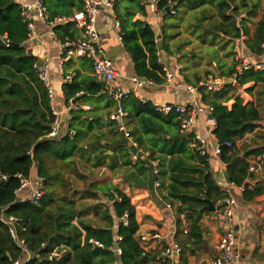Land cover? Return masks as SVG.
<instances>
[{"label":"trees","instance_id":"trees-1","mask_svg":"<svg viewBox=\"0 0 264 264\" xmlns=\"http://www.w3.org/2000/svg\"><path fill=\"white\" fill-rule=\"evenodd\" d=\"M42 1L50 19L70 17L73 10H83L82 0ZM261 2L161 0L157 9L165 19L172 15L165 12L170 6L175 10L185 7L187 11L209 7L205 13L210 15L201 14L195 19L215 18V34L229 41L248 36V50L262 56L264 13L252 35L248 22L238 20L249 9V16L255 17ZM211 10H215L216 17H212ZM113 11L120 22L122 43L132 59L135 75L157 85L166 83L153 24L135 19L138 15L146 18L150 13L143 0H115ZM29 25L20 4L15 0H0V264H148L151 258L136 239L139 225L130 198L112 180L94 179L95 171L100 169L116 176V171L121 170L117 154L126 143L117 144L111 150L103 132V121L100 117L82 118L86 112L80 108V102L88 97L98 101L107 97L110 99L107 108L116 103L104 93L97 79L78 80L76 76L64 85L67 100L74 98L79 107L71 110L76 118L68 133L51 138L55 116L48 89L35 68L37 58L25 47ZM54 31L62 43L80 35L72 22L57 25ZM168 39L163 36L165 50ZM87 61L93 72L92 63ZM237 67L235 60V65L222 76L235 77L239 85L254 82L252 90L258 86L264 89V70L249 69L240 74ZM229 87L230 83L213 95L202 90L199 93L203 105L213 108L211 116L216 124L213 134L222 145L220 159L227 164L228 181L242 187L244 199L252 201L264 193V180L249 187L248 180L254 179L249 173L250 161L264 152V144L249 149L251 144L246 137L259 128L262 102L257 98L256 102L244 105L238 98L229 109L223 104ZM81 93L84 94L77 97ZM123 106L129 114L128 125L132 127L129 135L150 152L151 160H161V176L168 180L167 197L179 202V211L186 213L190 239L201 238L199 223L209 213L208 205H216L225 198L212 174L211 155H201L194 147V133L182 132L175 114L165 116L151 102H142L134 96L125 99ZM109 122L110 126L114 125ZM95 131L99 133L91 141ZM226 142L232 147L224 146ZM109 150L112 155L108 154ZM123 155L124 166L130 167L132 161L127 152ZM144 165L139 162L135 166L142 173L147 170ZM87 167L92 169L90 176L83 171ZM35 177L42 179L44 187L39 205L20 194L21 178L33 180ZM79 183L86 186L80 187ZM118 248L120 255L116 253Z\"/></svg>","mask_w":264,"mask_h":264},{"label":"crops","instance_id":"crops-1","mask_svg":"<svg viewBox=\"0 0 264 264\" xmlns=\"http://www.w3.org/2000/svg\"><path fill=\"white\" fill-rule=\"evenodd\" d=\"M153 1L154 0H143L148 9ZM15 2L22 6L24 4H32L34 0H15ZM252 10L253 8L251 11ZM75 11L76 10H73L74 13ZM249 11L250 9L244 11L238 20L248 22L250 26V35H252L255 31L256 23L261 19L264 12L260 7L257 15L251 18L249 16ZM113 12L107 9L101 11L98 16L97 29L100 34L103 48L107 56L113 61L118 72V76L113 82L114 85L124 89H131L134 87L131 79L137 76L134 72L132 59L125 51L121 34L115 26V13ZM170 12L172 15L168 18L178 15V11L175 10L174 7ZM135 19L149 21L153 24L157 35V43L159 45L158 55L161 58L162 65H164V69H166L167 72L174 73V79L171 83H164L162 85L156 84L140 89V98L152 104L201 105L208 108V106L202 103L199 93L200 90L211 95L218 92L210 93L206 91L201 87V83L209 75L224 79L227 84H231V87L226 89L227 101L223 103L229 109L232 108L238 98L243 101L244 105L256 102L257 98L261 100L262 118L258 123L259 128L253 135L246 138L248 139L249 145L251 144L249 149H254L264 144V89L258 86L252 90L255 85L254 82L239 85L235 77L229 79L222 76V73L227 74L230 68L235 65L234 51L244 55L251 64H264V54L262 56H256L251 54L248 50L246 46V42L249 40L248 36H242L239 40L232 41L234 46L231 56L227 53V57L224 51H220V57L211 59L210 63L207 62V59L202 63H198L192 60L194 58L198 60L196 51L188 50V47L197 43L196 40H194V42L184 43L183 46H180L181 48L178 47L181 50L187 48V54L182 52L178 53L179 55L177 56L174 54L173 50L176 49L174 45H177L180 38L184 37L183 30L182 27L171 26L170 28L176 29L174 32H168L165 26L166 18L164 19V14H157L150 11L146 18L138 15ZM29 22L30 35L25 43V47L29 54L37 58V64L48 66L50 83L54 92L52 106L62 113L60 133H68L70 131L69 126L76 116L73 112L66 109L68 100L64 92V85L67 84V82H65V74H70L73 78L77 76L78 80H83L85 77L97 78L94 76L87 59L71 57L63 60L61 54L62 48L58 36L56 39L51 37V28L46 22L41 20L35 12L29 17ZM205 32H207V30ZM178 35H180V37L176 38ZM217 35L221 39L228 40L223 35ZM163 36L169 37L166 50L164 49ZM206 44L208 43H205V45ZM211 45L216 47V45L212 43ZM183 61L188 62V65L184 66ZM177 66H180L181 69L177 70ZM61 67L64 69V74L61 73ZM188 86L196 87L197 92L195 94L190 93L187 90ZM92 100L93 99L88 97L87 100L80 102V108L86 112L82 118L90 120L92 117L101 118L103 121V131L106 134L105 138L110 144L111 150H113L112 148L117 144L126 143L123 149L117 154L121 170L116 171V179L113 183L124 191L136 209V219L139 225L136 239L145 253L151 258L148 264H170L168 260L161 259L160 256L164 249L170 246L172 242H176L183 248L182 255L177 259L178 264H212V261L217 255V244L220 236L227 230H232L237 237L236 251L239 256V264H264V193L255 197L252 201L245 200L243 196L244 189L228 181L226 171L227 164L222 162L220 158L214 157L212 151H210L212 157V174L221 190H225L226 187L230 189V192L236 198L237 205L233 209V218L231 222L228 223L219 219H211L209 213L212 211L208 210L209 213H207L199 223L202 229V237L199 239L191 237L190 239V222L187 219L186 213L179 211V202L173 201L167 197V191L165 189L168 184L167 178L160 174L158 179L160 180L161 186L158 188L156 187V177H154L151 166V162L155 159L151 160L149 157L150 152L145 151L139 145L141 150L146 153V155L142 153L139 154V162H144V166L147 170L140 173L135 166L137 163L135 164L133 162L130 167L124 166L123 162L125 159L123 158V152H127L131 160V155L138 153L139 150L129 147V140L126 139L124 133L119 130L115 123L113 127L117 128V132H119L120 135L114 136V138L113 135L112 137L107 136V132L110 133L109 129L112 127L110 126L109 115L115 109L116 105L111 107L110 111H105V109H107V104L104 107L101 104L102 101H98V105L95 106ZM87 106L90 107L89 110L86 109ZM210 119L211 117L208 114L200 116L190 133H194V135L211 134L212 136L209 137L210 139H212L213 136L215 137L213 132L216 124L215 122L209 121ZM130 127L127 121L128 132L132 128ZM95 133L96 131L92 136ZM100 135L101 134H99V136ZM116 137L118 138L117 140H115ZM123 138H125L124 142L122 140ZM131 138L133 139V137ZM252 138H254V140L250 143ZM106 141H103L102 144H105ZM111 150L108 152L109 155L113 154ZM168 206H170V208ZM181 214H185L186 217H181ZM156 233L160 234L161 238L154 239L152 236ZM158 257L160 259H158Z\"/></svg>","mask_w":264,"mask_h":264},{"label":"built area","instance_id":"built-area-1","mask_svg":"<svg viewBox=\"0 0 264 264\" xmlns=\"http://www.w3.org/2000/svg\"><path fill=\"white\" fill-rule=\"evenodd\" d=\"M161 0H154L152 4L149 6L150 11L153 13L159 14L160 12L157 9V4ZM83 2V10L75 12L72 16H57L53 19H50L47 8L45 7L42 0H34L32 4H24L21 6L22 14L25 18L29 20V17L35 12L38 17L46 22V24L51 28L50 35L54 39L57 38L56 32L54 31V27L57 25H64L66 23L72 22L75 24L76 28L80 31V35L78 38L74 40L66 39L64 43L61 44V54L63 56V60L67 58H85L88 59L93 65L94 76L100 81L105 83L104 93L110 97L116 103L115 109L109 115V120L114 122L119 130L124 133L126 139L129 140V147L136 148L138 153L131 155V160L133 163H138L140 161L139 154L142 153L146 155V153L141 150L139 144L135 142L129 135L127 130V118L129 116L128 112L125 110L123 106V101L130 96H134L138 98L142 102L148 103L149 101L143 100L140 98L139 90L156 85L154 82L140 78L134 77L131 81L134 84V87L131 89H124L114 85V80L118 76V72L113 61L107 56L105 49L101 43L100 34L97 29V21L98 16L103 9L111 10L113 12V7L115 4V0H82ZM114 13V12H113ZM115 16V26L121 33L120 22L117 20ZM30 26V25H29ZM235 60L238 63L237 71L241 74L244 70L254 69V70H264V64H251L247 58L235 52ZM159 56V55H158ZM159 62L162 64L161 58L159 57ZM35 68L38 74L39 79L45 84L48 89L49 98L51 102L54 101V92L51 87L48 66L35 64ZM180 66H177V70H180ZM166 72V83H171L174 79L173 72ZM61 73L64 74V69L61 67ZM73 80L72 75L65 74V82H71ZM227 82L224 79L217 78L213 75L207 76V78L201 83V87L206 91L213 93L221 91ZM187 90L190 93L195 94L197 92L196 87L188 86ZM84 93L78 94L77 97ZM155 110L165 116L170 114H175L180 122L181 130L184 133H190L192 128H194L197 119L203 114L210 115L211 119L209 121L215 122L212 119L213 108L208 107L205 108L201 105H175V104H152ZM53 108V107H52ZM67 110H78V105L74 102V98L68 100ZM87 110L90 109L89 106L86 107ZM61 114L55 108H53V115L55 116V122L51 127L50 137L51 138H59L61 136ZM73 135H75L74 131H71ZM212 135L205 134H196L194 138V147L201 153V155L205 156L212 154L214 157L220 158L222 153V145L218 143L217 139ZM215 139V141H214ZM224 146L231 148L232 144L226 142ZM148 156V155H147ZM249 166V173L254 178L249 179V187L251 188L256 182L260 180H264V152L257 156L256 158L251 159ZM151 166L153 169V174L156 177L155 184L156 187H160V180L158 179L161 174V160L155 159L151 162ZM39 182L36 183L35 188H32V194L30 200L39 205L43 196H44V187L42 179H39ZM29 179L21 178V188L20 191H24L30 184ZM32 185V183H31ZM30 185V186H31ZM224 194L225 198L222 200H218L214 211L209 213L211 219H219L225 221L226 223L231 222L233 218V209L237 205L236 198L230 192L228 187L225 188ZM170 208V206H168ZM181 217L185 218V214H181ZM14 220L13 218L11 219ZM127 225V222H125ZM154 239L161 238L160 234H154L152 236ZM97 246H101L98 242H93ZM237 237L232 230H227L223 232L220 236L219 242L217 244V255L215 259L212 261V264H239V256L237 254ZM183 248L181 245L176 242H172L170 246H167L162 252L160 258L166 259L170 264H178L177 259L182 255ZM116 253L118 255L121 254V250L116 249ZM158 257V259H160ZM15 264H21L20 262H16ZM113 264H119L117 262Z\"/></svg>","mask_w":264,"mask_h":264},{"label":"rangeland","instance_id":"rangeland-1","mask_svg":"<svg viewBox=\"0 0 264 264\" xmlns=\"http://www.w3.org/2000/svg\"><path fill=\"white\" fill-rule=\"evenodd\" d=\"M261 8L263 9L264 12V0H261ZM59 9L62 8V6L58 7ZM209 7H202L201 9H198L196 11H187L185 9V7H180L177 9L178 11V15L176 17H170V18H166L165 19V26L167 27V31L168 32H174L176 28H170L171 26H177V27H182L183 30V35L184 37H181L179 42H177V45L175 44V50L174 54L177 56L179 55L178 53L182 52L184 54H187V48H183L182 50L180 49V46H183L184 43H188V42H194V40L197 41V43H194V45L188 47V50H195L196 53L198 54V60H193L198 62V63H202L204 61L210 63L211 59H216L217 57H220V51H224V53L226 54V56L228 57L231 56V52H232V48L234 46V43L232 41H228V40H224L221 39L217 34H215L214 32V26L216 24V19L215 18H208L205 19L208 15H210L209 13H205L208 10ZM212 13V17H216L217 14L215 13V10H211ZM261 13V12H260ZM207 15V16H202L201 18H199L198 20L195 19L196 16H200V15ZM262 14V13H261ZM207 30V32H205ZM179 32V30H178ZM212 32V33H211ZM180 37V35L176 36ZM205 43H208L205 45ZM214 44L216 45L213 46L211 45ZM180 47V48H178ZM228 53V54H227ZM208 57V58H207ZM184 66L188 65V62L183 61ZM215 75V74H214ZM109 98L105 97L103 98V101L101 102V104L105 107L106 104L109 102ZM93 104L95 106L98 105V100H92ZM105 111H110V108L105 109ZM104 111V112H105ZM113 131L112 133H108L107 132V136L112 137V135H120L119 132H117V128L115 127H111L109 129V131ZM104 132V131H103ZM99 133V132H98ZM95 133L92 137H91V141L95 139V136L98 134ZM106 139V138H105ZM118 138L116 137L115 140H117ZM83 171L85 173H87L89 176L91 174L92 169L90 167H87V169H83ZM116 177V176H115ZM115 177L112 176L111 172L107 169H100V170H96L95 171V180H100V181H115ZM39 182L38 177L33 178V180L30 181L29 186L27 187L26 190L20 192L21 196L25 197V198H29L31 197L32 194V188L36 183ZM32 183V185H31ZM31 185V186H30ZM78 186V184H76ZM80 187H85L86 184H82L79 183Z\"/></svg>","mask_w":264,"mask_h":264},{"label":"water","instance_id":"water-1","mask_svg":"<svg viewBox=\"0 0 264 264\" xmlns=\"http://www.w3.org/2000/svg\"><path fill=\"white\" fill-rule=\"evenodd\" d=\"M173 9V6H170L166 9V13L170 12L171 10ZM100 85L104 88L105 87V83L104 82H101ZM215 209V205L213 204H209L208 207H207V210L209 211H214Z\"/></svg>","mask_w":264,"mask_h":264}]
</instances>
